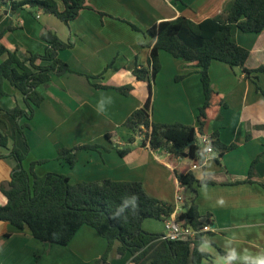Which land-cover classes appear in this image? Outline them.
Wrapping results in <instances>:
<instances>
[{
  "label": "crops",
  "instance_id": "obj_1",
  "mask_svg": "<svg viewBox=\"0 0 264 264\" xmlns=\"http://www.w3.org/2000/svg\"><path fill=\"white\" fill-rule=\"evenodd\" d=\"M225 1L86 0V8L67 25L28 6L12 15L7 4L0 3L1 44L15 51L21 60L43 53L46 44L41 35L46 32L73 44L58 53L72 72L52 74L49 82L37 88L44 99L30 120L22 117L16 123L9 115L8 110H26V105L21 93L3 81L6 95L0 97V134L6 136L7 146L0 147V153L7 155L15 146L26 154L25 169L31 162L44 161L34 166L37 175L65 174L71 183L103 179L141 182L148 195L167 203L172 212L189 207L190 190L176 178L189 171L197 180L214 183L196 187L199 219L207 220L212 229L199 246L209 255L200 264H242L246 262L244 256L264 254V188L259 185L264 184V73L257 74L254 82L245 78L239 68L211 62L210 84L216 99L224 105L210 106L203 132H216L220 143H234L236 147L221 156L214 150L200 168L191 170V163L181 166L179 162L188 158L173 159L166 151L142 146V134L128 143L133 135L123 126L127 116L142 107L147 98V83L132 74L136 65L149 67L147 45L152 38L147 30L160 21L180 16L193 22L217 16ZM7 25L12 28L4 30ZM232 39L248 50L245 68L264 66V30L244 33L234 26ZM5 58L1 55L0 63ZM158 58L160 68L151 85V121L196 127L198 109L204 103L199 69L164 51H159ZM94 84H129L132 89L123 95L114 89L95 88ZM23 124L29 127L23 128L21 135L16 125ZM106 134H110L109 139ZM84 144L99 148L77 152L72 166L56 158L59 149ZM127 148L124 156L116 151ZM253 161V183H242ZM13 165L12 158H0V184L9 180ZM176 196L181 200L177 201ZM5 203L0 192V206ZM148 220L142 223L145 230L163 233V221L157 231L156 225L146 223ZM118 245L117 241L113 243L105 264H133L129 254L117 256ZM106 246L105 239L88 226H82L67 245L61 246L41 242L27 228L18 230L0 221V264H96ZM219 250L229 255L234 250L236 258L229 260Z\"/></svg>",
  "mask_w": 264,
  "mask_h": 264
},
{
  "label": "trees",
  "instance_id": "obj_2",
  "mask_svg": "<svg viewBox=\"0 0 264 264\" xmlns=\"http://www.w3.org/2000/svg\"><path fill=\"white\" fill-rule=\"evenodd\" d=\"M85 2L86 0H0V3L7 4L12 15L28 6L51 14L66 25L78 16L81 9L86 8ZM2 17L3 13H0V20ZM130 26L138 30L134 25ZM234 26L244 33H259L264 30V0H226L218 16L200 22L180 16L160 21L147 30L152 38L147 45L149 67L147 69L136 65L132 74L136 80L147 83L148 94L144 105L132 111L123 122V126L133 135L127 139L128 143L134 141L135 135L142 134L141 145H148L151 150H164L173 159L198 158L196 133H204L210 106L224 105L216 99L210 84L208 68L211 62L218 61L231 68H239L245 78L254 82L257 74L264 73V66L245 68L248 50L233 41ZM11 28V25H7L4 30ZM2 36L3 31H0V56L6 55L0 63V97L6 95L3 89V81L6 80L21 93L26 105V110L17 107L8 110L9 115L16 123L22 117L30 120L34 109L44 99L37 88L49 82L52 74L63 75L72 72L69 66L58 58V53L71 48L73 44L60 40L53 32H46L41 35V40L46 44L43 53L29 55L27 59L21 60L15 51H9L1 44ZM159 51L192 63L199 69L204 103L198 109L196 127L181 123H154L150 119L151 85L160 68ZM93 86L114 89L123 95H128L132 89L129 84L120 87L98 84ZM256 89L260 91L258 87ZM27 127L28 124L16 125V130L23 135L22 129ZM209 135L213 139V148L218 152V156L236 147L234 143H220L216 132ZM105 137L109 139L110 134ZM6 146L7 138L0 134V147ZM98 148L95 144L61 148L57 151L56 158L72 166L77 152ZM116 151L120 156H124L129 149ZM5 157L12 158L14 165L9 180L0 184V192L6 198V203L0 206V221L7 222L18 230L27 228L32 237L41 242L67 245L82 226H88L107 243L96 264L106 263L115 241L119 243L117 256L129 254L133 264H200L201 259L209 257L207 253L199 250L206 233L197 234L195 238L187 241H170L162 238L163 233L149 232L142 228L145 219L163 221L170 217L172 209L167 203L148 195L141 182L103 179L71 183L65 174L49 172L37 175L34 166L44 161L31 162L29 168L25 169L23 160L26 154L15 146L7 155L0 153V158ZM254 164L255 161L249 168L248 177L242 183H253L251 178ZM176 178L182 187L190 190L191 197L189 207L178 213L175 220L199 230L209 222H201L199 219L195 203L196 187L214 183L205 179L197 180L189 171L177 174ZM259 185L264 188V184ZM133 196L138 198L135 211L132 204H128L124 211L120 212L119 206L123 204V200H131ZM113 213H119L118 217L114 218ZM219 252L229 259V254L222 250Z\"/></svg>",
  "mask_w": 264,
  "mask_h": 264
},
{
  "label": "built area",
  "instance_id": "obj_3",
  "mask_svg": "<svg viewBox=\"0 0 264 264\" xmlns=\"http://www.w3.org/2000/svg\"><path fill=\"white\" fill-rule=\"evenodd\" d=\"M195 144L198 146V158L191 160L190 169L194 170L204 166L208 159L212 157L214 153L213 139L209 134L196 133ZM176 200L180 201V196H176ZM181 209H174L171 212L170 217L163 220V239L170 241H187L195 238L197 234L210 232L211 226L209 224H204L199 230L193 229L188 224H180L175 220V217Z\"/></svg>",
  "mask_w": 264,
  "mask_h": 264
},
{
  "label": "clouds",
  "instance_id": "obj_4",
  "mask_svg": "<svg viewBox=\"0 0 264 264\" xmlns=\"http://www.w3.org/2000/svg\"><path fill=\"white\" fill-rule=\"evenodd\" d=\"M137 199L138 198L136 196H133L131 200L124 199L123 204L119 206V211L123 212L124 207H126L128 204H132L133 210L135 211L137 207V204H136ZM118 215L119 213H113L114 218L118 217ZM235 258H236V254H235V251L233 250V252L229 256V259H235ZM243 259L247 262V264H264V254L258 255L256 257L244 256Z\"/></svg>",
  "mask_w": 264,
  "mask_h": 264
},
{
  "label": "rangeland",
  "instance_id": "obj_5",
  "mask_svg": "<svg viewBox=\"0 0 264 264\" xmlns=\"http://www.w3.org/2000/svg\"><path fill=\"white\" fill-rule=\"evenodd\" d=\"M221 14V13H220ZM219 14V15H220ZM218 16V15H217ZM164 151V150H162ZM190 159H184V160H181L179 163L182 165H189L190 164ZM182 168V167H181ZM180 170V169H179ZM187 203H184V205H186ZM180 209H183V208H180ZM149 222H146V223H150L151 225H156V228H154V230H157L159 231L161 229V225H162V221H159V220H153V219H149L148 220ZM149 224V225H150ZM143 228V226H142ZM146 228H150V226L146 227ZM144 229V228H143ZM145 230V229H144Z\"/></svg>",
  "mask_w": 264,
  "mask_h": 264
}]
</instances>
